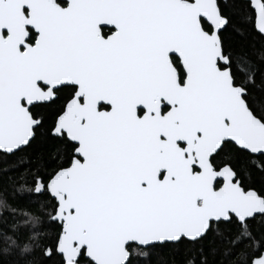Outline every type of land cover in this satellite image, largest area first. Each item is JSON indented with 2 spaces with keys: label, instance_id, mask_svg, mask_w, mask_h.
Returning a JSON list of instances; mask_svg holds the SVG:
<instances>
[{
  "label": "snow or ice",
  "instance_id": "obj_1",
  "mask_svg": "<svg viewBox=\"0 0 264 264\" xmlns=\"http://www.w3.org/2000/svg\"><path fill=\"white\" fill-rule=\"evenodd\" d=\"M0 171V264H264V0H0Z\"/></svg>",
  "mask_w": 264,
  "mask_h": 264
},
{
  "label": "trees",
  "instance_id": "obj_2",
  "mask_svg": "<svg viewBox=\"0 0 264 264\" xmlns=\"http://www.w3.org/2000/svg\"><path fill=\"white\" fill-rule=\"evenodd\" d=\"M11 179V173H5L3 171H0V181H7ZM39 238L37 237L38 242Z\"/></svg>",
  "mask_w": 264,
  "mask_h": 264
}]
</instances>
